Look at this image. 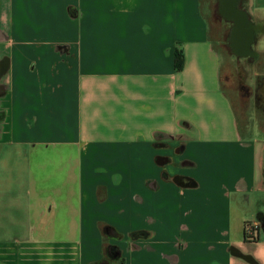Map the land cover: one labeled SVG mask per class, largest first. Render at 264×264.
Here are the masks:
<instances>
[{"label": "crops", "instance_id": "1", "mask_svg": "<svg viewBox=\"0 0 264 264\" xmlns=\"http://www.w3.org/2000/svg\"><path fill=\"white\" fill-rule=\"evenodd\" d=\"M260 40L233 73L202 0H0V264H264Z\"/></svg>", "mask_w": 264, "mask_h": 264}, {"label": "rangeland", "instance_id": "2", "mask_svg": "<svg viewBox=\"0 0 264 264\" xmlns=\"http://www.w3.org/2000/svg\"><path fill=\"white\" fill-rule=\"evenodd\" d=\"M258 10H255L252 12L251 11H248V12L246 11V12L248 13V15L250 17L251 16H257L258 14H264L263 9L261 11H258ZM202 11L206 17V20L208 22V27L210 29V32L212 33V36H214L217 41L221 42L224 46H226V40H227V36L229 34V30L231 28V25L229 23H227L223 18H221V16L217 13V2H216V0H202ZM251 21H252V19H251ZM253 46H254L253 48L255 50L262 51L264 48V40H260L259 42H257ZM235 50L241 51L240 48H236ZM232 55H233V57H231L230 55L228 56V57H231L230 60L229 59H220V64H222L223 62H225L226 65H228V63L231 64L230 66H232L233 73H234L235 69L239 67V62L244 63V59H243L244 55H242V57H240V58L238 57L239 58L238 60H237V57L234 56V55H236L235 53ZM252 68L257 72H261V71H264V64L263 63L260 64V62L259 63L255 62V64L253 65ZM235 80H236V82L233 80L234 81L233 87L236 88L237 90H239L240 94H241V91H243L244 96H246L250 93H252V95H254V93L257 90V87L259 88L262 84V80L260 78L257 79V78H254L253 76H250V78L245 79L241 74H239L238 78H236ZM244 83H246L247 86H242V85H244ZM234 88H232L231 91L229 92L232 97H234L237 94V91L234 90ZM251 97H253V96H251ZM251 97H250V100L248 102L249 104H247V108H246V114H247L248 120L251 121V123L256 124L257 122L254 119V117H256V116H253V113L256 112V115L259 116L258 119L260 121L258 123L264 124V115L259 114L257 112V110H259L263 106V104L261 103V97L260 98L258 97V99H260V104L258 105L259 109L257 107H254L255 105H254ZM255 108H257V110H255ZM252 120H254V122Z\"/></svg>", "mask_w": 264, "mask_h": 264}, {"label": "water", "instance_id": "3", "mask_svg": "<svg viewBox=\"0 0 264 264\" xmlns=\"http://www.w3.org/2000/svg\"><path fill=\"white\" fill-rule=\"evenodd\" d=\"M240 2L241 0H222L221 11L223 17L237 24L234 29L235 37L244 36V46L239 53L247 54L252 51L255 26L251 23L248 13L240 8Z\"/></svg>", "mask_w": 264, "mask_h": 264}, {"label": "flooded vegetation", "instance_id": "4", "mask_svg": "<svg viewBox=\"0 0 264 264\" xmlns=\"http://www.w3.org/2000/svg\"><path fill=\"white\" fill-rule=\"evenodd\" d=\"M221 7H222V0H218L217 11H219V12H217V13L221 16V18H223L227 23H229L231 25V28L229 30V34H228L227 40H226V46H227L228 50L232 54L235 53L237 57H242V55H244V56L251 57V59L254 60L255 57H256V54L253 51L250 50V53L241 54V53H239V51L235 50L236 48H240V49L243 48V46H244V41H243L244 40V36L241 35L240 37H237V38L235 37L236 34L234 33V29H235V26L237 24L235 22H233L231 20H227L225 17H223L222 11H221ZM263 34H264V26L256 25L255 26L254 41H255L256 38H259ZM259 89L263 90V95L260 96V97H261V103L264 104V78L262 80V84L259 87Z\"/></svg>", "mask_w": 264, "mask_h": 264}, {"label": "trees", "instance_id": "5", "mask_svg": "<svg viewBox=\"0 0 264 264\" xmlns=\"http://www.w3.org/2000/svg\"><path fill=\"white\" fill-rule=\"evenodd\" d=\"M243 11H245V10H243ZM217 12H219V11H217ZM184 66H185V55H184V51H183L182 48L177 47L176 48V51H175L174 69H175L176 72H182L183 69H184ZM259 94H260V96L263 95V90L262 89H259ZM248 226H249V224L247 223L246 224V227H248ZM109 230L110 229L108 227L104 228V230H103L104 231V235H106ZM248 230L251 233L256 232V229H254V228H250ZM115 234H117V233H115ZM245 238L247 240H252V241H255V240L258 239L257 237H254L252 235H248V232H246ZM102 264H105V263H102Z\"/></svg>", "mask_w": 264, "mask_h": 264}, {"label": "built area", "instance_id": "6", "mask_svg": "<svg viewBox=\"0 0 264 264\" xmlns=\"http://www.w3.org/2000/svg\"><path fill=\"white\" fill-rule=\"evenodd\" d=\"M247 228H249V229H250V227H247Z\"/></svg>", "mask_w": 264, "mask_h": 264}]
</instances>
